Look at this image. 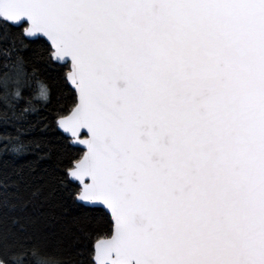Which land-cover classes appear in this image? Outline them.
Returning <instances> with one entry per match:
<instances>
[{
  "label": "snow or ice",
  "instance_id": "snow-or-ice-1",
  "mask_svg": "<svg viewBox=\"0 0 264 264\" xmlns=\"http://www.w3.org/2000/svg\"><path fill=\"white\" fill-rule=\"evenodd\" d=\"M0 264H264V0H0Z\"/></svg>",
  "mask_w": 264,
  "mask_h": 264
}]
</instances>
